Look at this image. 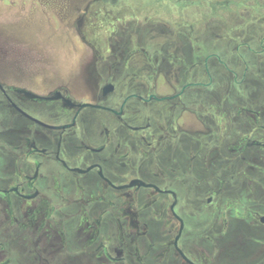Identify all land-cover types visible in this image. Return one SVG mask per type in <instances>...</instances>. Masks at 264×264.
Wrapping results in <instances>:
<instances>
[{"label": "flooded vegetation", "instance_id": "1", "mask_svg": "<svg viewBox=\"0 0 264 264\" xmlns=\"http://www.w3.org/2000/svg\"><path fill=\"white\" fill-rule=\"evenodd\" d=\"M208 54L170 94L0 78V264H264V169L235 170L264 162V81L253 108L215 106Z\"/></svg>", "mask_w": 264, "mask_h": 264}, {"label": "rangeland", "instance_id": "2", "mask_svg": "<svg viewBox=\"0 0 264 264\" xmlns=\"http://www.w3.org/2000/svg\"><path fill=\"white\" fill-rule=\"evenodd\" d=\"M263 38L264 0H0V78L26 88L64 87L83 100L109 79L117 92L170 94L186 82L177 76L204 77L196 67L209 53L214 74L229 80L214 83L213 103L235 93L237 111L262 98ZM230 70L239 82L230 81ZM244 136L235 135V158ZM247 157L235 162L241 177L250 165L264 169Z\"/></svg>", "mask_w": 264, "mask_h": 264}, {"label": "water", "instance_id": "3", "mask_svg": "<svg viewBox=\"0 0 264 264\" xmlns=\"http://www.w3.org/2000/svg\"><path fill=\"white\" fill-rule=\"evenodd\" d=\"M113 88L112 84H107L103 87V93H107L109 91H111V89Z\"/></svg>", "mask_w": 264, "mask_h": 264}]
</instances>
